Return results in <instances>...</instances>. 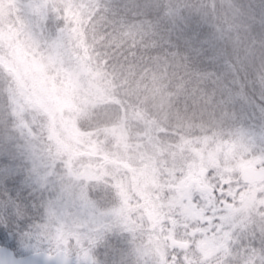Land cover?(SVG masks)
<instances>
[{
	"label": "clouds",
	"instance_id": "9594fccd",
	"mask_svg": "<svg viewBox=\"0 0 264 264\" xmlns=\"http://www.w3.org/2000/svg\"><path fill=\"white\" fill-rule=\"evenodd\" d=\"M115 8L118 15L124 6ZM83 15L80 23L86 56L54 57L43 36L25 39L23 33L0 48V167H13L17 143L11 125L20 108L31 124L32 140L60 157L58 188L33 186L35 203L22 201L0 209V229L5 233L0 251L18 258L13 264H54L46 252L25 245V229L37 226V221L47 225L52 209L64 208L65 181L71 184L79 176L60 170L65 157L70 159L79 146L98 143L123 156L126 144V152L135 162L141 148L147 147L146 134L161 126L176 127L177 117L181 124L210 117L221 79L234 102H255L253 97H258L264 104V75L257 79V69L264 73V0L257 4L230 0L200 8L199 18L207 25L203 39L181 31L173 42L177 48L185 46L188 59L194 53L208 59L201 69L205 76L192 91L185 87L183 92L173 93L164 111L154 109L148 91L137 87L142 70L134 69L126 42L116 38L112 11L99 7ZM205 43L208 48L203 47ZM145 110L147 123L136 120V113ZM60 219L70 221L71 214L62 213Z\"/></svg>",
	"mask_w": 264,
	"mask_h": 264
},
{
	"label": "trees",
	"instance_id": "16d2710c",
	"mask_svg": "<svg viewBox=\"0 0 264 264\" xmlns=\"http://www.w3.org/2000/svg\"><path fill=\"white\" fill-rule=\"evenodd\" d=\"M12 1L16 7L32 13L40 36L45 38L53 56L60 59H78L82 55L86 56L87 44L80 23L84 19V12L99 7L111 10L116 25V38L126 42L129 59L134 69L142 70V75L137 77L139 81L137 87L148 91L152 99V107L160 111H164L168 106L173 93L183 92L185 87L192 91L196 83L204 78L205 73L201 69L208 62L207 58L196 53L191 59L186 58L185 46L177 48L173 42L176 35L184 31L193 37L203 39L207 33V25L199 18L200 8L215 5L217 2H230V0H69L65 5H60L58 0ZM248 2L257 4L259 0H248ZM118 4L123 5L124 8L117 15L115 5ZM12 39L11 37L7 40L1 38L0 48ZM203 47L208 48L209 45L205 43ZM262 75L263 73L257 69L258 80ZM217 87L218 91L211 101L213 107L210 117L195 123L186 120L182 124L177 117L176 127L161 126L159 131L146 134L147 147L141 148L135 162L126 152V144L122 149L125 152L122 156L115 150L97 143L79 146L70 158L73 161L71 165L104 167L113 164L146 178H149L148 174H151L154 169L160 168L165 171L166 177H172L169 181L170 187L162 188V177H158L159 186H161L159 190L162 188V191H159L155 189L156 187L152 188L153 182L149 180L150 191L147 195L145 194L143 201L138 203L140 208L150 213L151 224L165 222L178 210L188 211L191 192L196 191L193 190L194 186L204 192L210 191L214 200L225 196L233 185L241 181L239 174L211 175L212 178L208 175L210 182L205 186H198L190 165L186 164L191 152L184 147L183 150H178L179 139L199 136L204 132L208 134L238 122L255 123L264 129V104L258 97H253L255 102H234L232 92L223 79L217 82ZM204 99L207 101V97ZM188 104L191 105V100ZM145 112L146 110L137 112L136 120L147 123L144 119ZM167 115V112H164L165 118ZM17 124L16 117L15 123L11 125L12 138L17 143L13 167L4 171L1 170L3 167H0V209L7 204H19L22 201L35 203L33 186L36 189L49 190L45 185L46 182L41 183L39 180V177L44 175V171H40L38 174L40 176H37L31 168L28 156L30 152H37L44 161H51L54 156L40 142L32 140L31 124L28 132L19 128ZM2 127L3 121H0V128ZM166 148L171 150L170 154H165ZM55 169L57 170V165ZM21 180H24L25 184L22 185ZM109 199L111 201L112 198L107 196L106 200ZM36 224L37 226L32 229H25V232L28 234L31 230L43 225L40 221ZM117 225L113 226L117 231L112 235L103 230L88 231L82 235L80 246L88 249L85 253L89 251L93 256L97 255V258L103 256L104 261L108 258L110 260L111 251L107 250V246H119L117 244L119 239L114 240V237L123 235L122 231H118L121 227L123 228V225L120 223V226L117 227ZM4 235L3 229H0V244L3 243ZM235 236L230 254L233 256L219 264H264V214L250 215L241 233ZM106 252L107 255H105ZM170 255L175 257L173 253Z\"/></svg>",
	"mask_w": 264,
	"mask_h": 264
},
{
	"label": "rangeland",
	"instance_id": "374dc122",
	"mask_svg": "<svg viewBox=\"0 0 264 264\" xmlns=\"http://www.w3.org/2000/svg\"><path fill=\"white\" fill-rule=\"evenodd\" d=\"M68 1L58 3L65 5ZM20 33L25 39L40 35L34 16L16 7L12 0H0V43L1 38L16 39ZM17 119V126L28 132L30 122L23 108L18 109ZM183 147L191 152L186 164L190 165L198 186L208 184L211 175L241 174L245 168L264 166V129L255 123L238 122L208 134L180 138L177 148L181 151ZM165 152L170 154L171 150L166 148ZM59 159L56 156L44 161L37 152L28 156L37 176L44 171L39 180L46 182L49 190L61 183L60 173L55 169ZM65 159L60 171L71 170L79 178L71 184L65 181L64 208L54 207L51 222L31 230L24 242L34 250L62 253L70 258V264H219L233 256L230 254L235 235L241 233L250 215L264 214V180L240 181L216 200L210 191L194 186L196 191L191 192L188 211L178 210L165 222L151 224L150 213L138 203L150 191L149 180L157 190L161 187L158 177H162V188L170 187L172 177H166L165 171L154 169L146 178L113 164L71 165L73 161ZM107 196L111 201L106 200ZM62 213L71 214V220L60 219ZM119 223L123 228L118 231L123 235L112 236L119 239V246H107L110 260L104 261L103 256L97 258L89 251L85 253L88 249L80 246L82 235L91 230L112 235L117 231L113 226L118 227Z\"/></svg>",
	"mask_w": 264,
	"mask_h": 264
},
{
	"label": "water",
	"instance_id": "95a60500",
	"mask_svg": "<svg viewBox=\"0 0 264 264\" xmlns=\"http://www.w3.org/2000/svg\"><path fill=\"white\" fill-rule=\"evenodd\" d=\"M242 178L245 181H255L264 179V167H248L243 170ZM47 253V252H46ZM50 261H54V264H70L71 260L64 254L57 253L51 254L47 253ZM18 258H13L10 255L5 254L0 251V264H13V260Z\"/></svg>",
	"mask_w": 264,
	"mask_h": 264
},
{
	"label": "flooded vegetation",
	"instance_id": "af4514ba",
	"mask_svg": "<svg viewBox=\"0 0 264 264\" xmlns=\"http://www.w3.org/2000/svg\"><path fill=\"white\" fill-rule=\"evenodd\" d=\"M242 171H243V170H242ZM239 177H240V180L243 181V180H242V172H241V174H239ZM243 182H245V181H243ZM254 182H255V181H254ZM226 197H227V196H226ZM228 198L230 199V197H228Z\"/></svg>",
	"mask_w": 264,
	"mask_h": 264
}]
</instances>
